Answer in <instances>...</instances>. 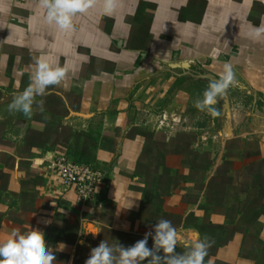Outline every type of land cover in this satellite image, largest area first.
<instances>
[{
  "label": "crops",
  "instance_id": "0c3cea01",
  "mask_svg": "<svg viewBox=\"0 0 264 264\" xmlns=\"http://www.w3.org/2000/svg\"><path fill=\"white\" fill-rule=\"evenodd\" d=\"M44 16L38 0H0V241L39 230L53 264H85L102 240L131 246L163 218L177 252L208 235L204 264H264V40L248 37L264 2L121 0L71 33ZM40 55L67 64L65 80L42 111L9 113ZM225 62L238 84L221 115H188ZM59 154L104 173L93 201L51 171Z\"/></svg>",
  "mask_w": 264,
  "mask_h": 264
},
{
  "label": "clouds",
  "instance_id": "9594fccd",
  "mask_svg": "<svg viewBox=\"0 0 264 264\" xmlns=\"http://www.w3.org/2000/svg\"><path fill=\"white\" fill-rule=\"evenodd\" d=\"M121 0H38V6L45 13L47 24L54 25L60 32L71 33L75 30L74 18L102 6L104 15L111 16L119 7ZM264 2V0H261ZM248 37L254 41L264 40V19L259 26H252ZM34 68L29 84L22 92L15 94L9 103V113H22L30 117L34 105L43 110V99L51 87L60 85L69 72L67 64L61 66L45 55L33 57ZM238 81L233 66L225 62L218 79L209 82L202 93V98L194 101V107L215 118L221 115L217 104L222 100L229 88L237 86ZM94 236L98 232H91ZM149 237L153 243L148 246ZM180 238L176 227L167 219H160L153 231L146 232L144 237L133 245L125 247L118 243L110 245L102 240L90 251L85 264H204L208 250L214 240L204 235L192 241H184L183 252L176 248ZM64 247V246H63ZM62 247V248H63ZM61 248V249H62ZM56 255L45 243L44 233L31 230L21 233L15 229L3 241H0V264H53Z\"/></svg>",
  "mask_w": 264,
  "mask_h": 264
},
{
  "label": "built area",
  "instance_id": "2783aa9c",
  "mask_svg": "<svg viewBox=\"0 0 264 264\" xmlns=\"http://www.w3.org/2000/svg\"><path fill=\"white\" fill-rule=\"evenodd\" d=\"M17 3H27L36 0H15ZM50 169L60 179L63 186L76 191L82 202L93 201L104 180V173L89 163L76 162L68 156L56 155L50 162Z\"/></svg>",
  "mask_w": 264,
  "mask_h": 264
},
{
  "label": "rangeland",
  "instance_id": "374dc122",
  "mask_svg": "<svg viewBox=\"0 0 264 264\" xmlns=\"http://www.w3.org/2000/svg\"><path fill=\"white\" fill-rule=\"evenodd\" d=\"M223 103H224V101H222V105H223ZM129 114L130 113L128 112V115ZM156 114L161 115V114H164V113H156ZM188 115H193V116H195V115H203V116H205V115H209V114H207L206 112H201L198 109H196L195 107H190L189 111H188ZM189 137L191 138L192 136H189Z\"/></svg>",
  "mask_w": 264,
  "mask_h": 264
},
{
  "label": "water",
  "instance_id": "95a60500",
  "mask_svg": "<svg viewBox=\"0 0 264 264\" xmlns=\"http://www.w3.org/2000/svg\"><path fill=\"white\" fill-rule=\"evenodd\" d=\"M183 66L187 67L188 65H187V64H185V65H183ZM225 104H226V106H229V101H228V98H225Z\"/></svg>",
  "mask_w": 264,
  "mask_h": 264
}]
</instances>
